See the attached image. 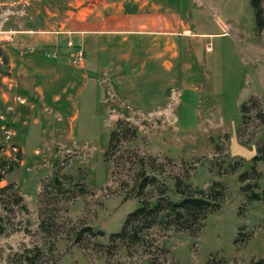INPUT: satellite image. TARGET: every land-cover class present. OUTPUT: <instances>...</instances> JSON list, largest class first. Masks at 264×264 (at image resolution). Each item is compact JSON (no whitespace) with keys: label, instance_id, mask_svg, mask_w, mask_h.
Segmentation results:
<instances>
[{"label":"rangeland","instance_id":"1","mask_svg":"<svg viewBox=\"0 0 264 264\" xmlns=\"http://www.w3.org/2000/svg\"><path fill=\"white\" fill-rule=\"evenodd\" d=\"M92 3L0 0V118L15 124L0 129L1 157L19 163L0 182V264L36 247L43 264H264V201L244 191L264 189V29L251 0H103L82 24ZM112 3L141 5L151 25L176 14V34L167 46L101 50L78 30L101 27ZM80 48L98 73L75 66ZM142 165L171 189L180 178L219 190L220 209L200 229L161 215L115 239L141 206Z\"/></svg>","mask_w":264,"mask_h":264},{"label":"trees","instance_id":"2","mask_svg":"<svg viewBox=\"0 0 264 264\" xmlns=\"http://www.w3.org/2000/svg\"><path fill=\"white\" fill-rule=\"evenodd\" d=\"M251 5L255 13V24L258 31L264 29V6L263 0H251ZM85 53L86 50L84 49ZM3 57L5 63L8 62V58L3 54L2 49L0 48V58ZM87 59V53H86ZM106 63V60H103ZM102 61V63H103ZM90 62L87 59V71L89 74L98 73L99 65ZM246 105L242 107L243 112L246 110ZM6 121V122H5ZM3 121L0 118V129L2 126L5 127H15L13 122H8L7 120ZM1 132V130H0ZM117 132H112L109 138V147L107 150H110L113 142L116 140ZM2 146H0V182H2L6 175L13 172L18 166L19 163L15 160L4 159L1 157ZM263 148L259 147V152ZM263 159V156L257 154L254 157V161H260ZM145 166V165H144ZM142 165V169H144ZM153 169L155 168L154 164H149ZM247 174H242L240 180L245 182L247 180ZM249 180V179H248ZM247 180V181H248ZM134 181L137 186V197L140 199L141 206L127 218L123 230L120 234L115 235V239H133L138 238L140 233L144 229L151 228L156 222L157 219L164 215L167 221H174L176 224L182 226L184 230L190 231L194 225L198 226L199 229L203 226L206 219L211 213L217 212L220 207V199L222 193L219 190L213 189L211 193H207L201 189H194L190 185H184L180 178L175 180L174 188H169L165 184H158V178L154 175H149L145 172V169L142 172H139L135 175ZM152 185H157L160 189V193L163 195L158 198L144 199L141 198L143 194L152 187ZM5 188L2 190L4 191ZM244 191L248 194L250 201H264V189L261 192L254 191L252 184H247L244 187ZM22 201V198L17 200ZM136 225L137 229L134 231L129 229V226ZM93 229L92 227L86 228V230ZM4 230L0 229V234ZM80 235L78 239L80 240ZM44 252L41 248L27 249L22 254H20L19 264H43Z\"/></svg>","mask_w":264,"mask_h":264},{"label":"crops","instance_id":"3","mask_svg":"<svg viewBox=\"0 0 264 264\" xmlns=\"http://www.w3.org/2000/svg\"><path fill=\"white\" fill-rule=\"evenodd\" d=\"M82 1H83V4L86 6L85 0H82ZM95 1L97 3H100L103 0H95ZM108 1L110 2V0H108ZM97 3H94V4L92 3L93 6L91 5V7L88 6L87 8H85V6H84V8L82 9V12L84 15L85 14H88V15L81 16V17L78 16V20L82 24H85V25L87 24L88 19L91 18L90 15L92 14V12H94L95 8L97 7ZM141 8H142V6L141 5L138 6L137 3L131 4V7L129 6V8H127V7L125 8V6H121V8L118 6V8H117L116 3L107 4L105 9L107 11L108 10L113 11V13H112L113 15L112 14L110 15L113 18L115 16H118L119 13L125 11V9H127V11L130 14L129 15H123L124 18L119 16L118 17V19H119L118 24H117V22L114 24V22H115L114 19L112 17H110L109 20L103 19L100 22L101 27H99V28H95V27L90 26V28H92V29L84 28V29H80L78 31L82 32L83 36L85 34L86 35L95 34V37L99 41L98 47L101 50L102 49L117 50L119 48H122V49H130V50L137 49L138 51H140V50H144V49H151L153 47L154 48L159 47L161 44L166 45V46L168 44H170L168 42L167 38H165V34H174V33L176 34L174 22L178 20L177 19L178 16H176V14H173V16H175V18L173 20H171L170 23H167L168 21H167V18L165 16L166 14L158 12L156 15L161 17L160 21L156 24L153 23V25H151L150 23L147 24L149 21L145 19L147 16L144 15V13H141ZM101 11H104V10H101ZM98 23L99 22L97 21L96 24H98ZM175 25L177 27L179 25V23H176ZM143 27L147 28V30L142 31ZM73 31L74 30L70 29V30H66L64 32L70 34V32H73ZM91 35H89L88 37H91ZM145 35L151 37V40L147 41V37H145ZM105 39H107V40H105ZM86 65H87V60L83 63L82 66H78V67H80L79 69L85 70ZM50 73L53 74L54 81L59 79L62 76V73L59 72L60 73L59 74L57 72L56 68H53ZM24 75H26V74H24ZM83 76L86 77V75H83Z\"/></svg>","mask_w":264,"mask_h":264},{"label":"built area","instance_id":"4","mask_svg":"<svg viewBox=\"0 0 264 264\" xmlns=\"http://www.w3.org/2000/svg\"><path fill=\"white\" fill-rule=\"evenodd\" d=\"M72 44V43H70ZM49 57H53L51 54H48ZM86 54L83 48H80L76 53V58L73 60L75 66H82L85 62Z\"/></svg>","mask_w":264,"mask_h":264}]
</instances>
